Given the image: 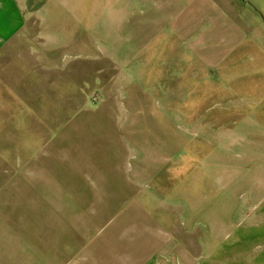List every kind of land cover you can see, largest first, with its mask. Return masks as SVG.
Wrapping results in <instances>:
<instances>
[{
	"label": "crops",
	"instance_id": "crops-1",
	"mask_svg": "<svg viewBox=\"0 0 264 264\" xmlns=\"http://www.w3.org/2000/svg\"><path fill=\"white\" fill-rule=\"evenodd\" d=\"M128 3L136 27V14H144L146 44L154 48V36L166 31L157 47L164 52L160 66L183 70L175 78L170 75L169 82L179 88L187 72L188 82L202 87L199 92L183 88L177 109L186 107L187 97L193 99L195 119L187 130L195 141L212 148L207 166L202 165L208 181L218 184L225 196L247 199V207L232 208L244 220L252 217L247 211L255 207L260 241L264 237V0ZM26 23L16 0H0L1 52ZM169 125L176 131L174 142L181 144L178 153L184 155L183 133L179 136L184 126L150 125L151 134L140 145L143 154L128 156L144 174L137 179L130 174L109 190L104 179L115 185L116 178L121 180L120 171L129 173L121 168L126 159L115 162L111 174L89 155L82 158L79 170L44 175L0 172V264H224L218 262L217 255L222 258L225 252L218 251L221 239L215 230L234 226L225 221L211 225L209 216L202 223L199 206L195 205L198 213L186 216L184 205H170L163 196L162 163L173 155L168 157L170 142L160 139L157 131ZM136 143L137 139L129 141L132 147ZM218 162L224 163V174L217 173ZM146 183L150 186L144 188ZM181 188L178 183L177 194ZM248 241L240 237L234 244ZM258 249L245 256L254 262L243 263L264 264V247L261 253Z\"/></svg>",
	"mask_w": 264,
	"mask_h": 264
},
{
	"label": "rangeland",
	"instance_id": "rangeland-1",
	"mask_svg": "<svg viewBox=\"0 0 264 264\" xmlns=\"http://www.w3.org/2000/svg\"><path fill=\"white\" fill-rule=\"evenodd\" d=\"M16 1L27 23L0 51V172L44 175L53 170H79L82 158L89 155L111 174L116 163L126 159L121 168L129 173L120 171L121 180L116 178L115 185L114 180L104 179L109 190L130 174L135 179L144 174L128 156L143 154L140 145L151 134L150 125H182L183 156L171 125L157 131L160 139L170 142L168 157L173 155L162 163L163 196L170 205H184L186 216L198 213L199 206L202 223L209 216L211 225L225 221L234 226L215 230L221 239L218 251L225 252L222 258L221 253L217 255L218 262H254L245 256L257 247L261 253L264 247V237L258 241V211L251 207L247 213L252 217L244 220L232 208L247 207V199L225 196L218 184L208 181L202 165L207 166L212 148L195 141L193 132L187 130L195 119L193 99L187 97L186 107L177 109L183 88L199 92L202 87L188 82L187 72L179 88L169 82L183 70L160 66L164 52L157 47L166 31L154 36V48L146 44L144 14H136V27L128 0ZM131 139H137L135 147L129 145ZM216 171L224 174V163L218 162ZM149 186L144 184V188ZM240 237L249 241L234 244Z\"/></svg>",
	"mask_w": 264,
	"mask_h": 264
}]
</instances>
